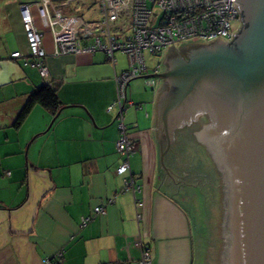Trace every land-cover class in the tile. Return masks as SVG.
Listing matches in <instances>:
<instances>
[{
  "label": "crops",
  "instance_id": "1",
  "mask_svg": "<svg viewBox=\"0 0 264 264\" xmlns=\"http://www.w3.org/2000/svg\"><path fill=\"white\" fill-rule=\"evenodd\" d=\"M41 1L0 0V264H43L47 259L140 264L141 243L149 247L152 264H194L188 213L153 185L151 118L161 80L154 77L152 92L142 90L143 98L134 97L140 93L138 81L128 84L132 104L125 106V124L134 139L130 174L139 188L123 190L129 173H116L121 157L115 149L116 108L110 107L114 77L127 68L123 54L115 53L114 63L101 51L54 55L52 29L42 26L35 6ZM49 1L66 14L92 4ZM22 3L33 4L47 76L33 65L20 18ZM14 52L20 56L13 57ZM44 82L56 87L62 104L58 116L47 128L53 115L36 104L15 126L27 94ZM134 105L144 109L143 116L136 108L128 109ZM34 111L37 117L31 119ZM134 198L142 205L136 206ZM96 206H104V213H94Z\"/></svg>",
  "mask_w": 264,
  "mask_h": 264
},
{
  "label": "water",
  "instance_id": "2",
  "mask_svg": "<svg viewBox=\"0 0 264 264\" xmlns=\"http://www.w3.org/2000/svg\"><path fill=\"white\" fill-rule=\"evenodd\" d=\"M235 6L241 26L230 41L191 40L179 45L192 46L186 56L168 61L170 46L162 73L137 77L161 80L151 118L153 185L188 213L194 264H264V0H236ZM192 91L200 96L192 104L194 118L206 113L211 120L198 138L215 141L226 162L218 187L209 176V161L190 148L193 140L171 149V136L192 121L170 128L169 116Z\"/></svg>",
  "mask_w": 264,
  "mask_h": 264
},
{
  "label": "built area",
  "instance_id": "3",
  "mask_svg": "<svg viewBox=\"0 0 264 264\" xmlns=\"http://www.w3.org/2000/svg\"><path fill=\"white\" fill-rule=\"evenodd\" d=\"M236 0H96L98 16L86 18L82 13L66 14L59 5L49 0L36 3L38 17L43 27L52 29L55 45L54 55L94 53L101 51L115 62L114 54L126 55L127 68L115 75V99L110 107L116 108L118 136L115 149L121 157L116 168L117 174L129 173L123 179V190L135 192L134 179L130 174V156L134 151V139L124 122L129 82L149 71L146 52L158 55L162 49L176 43L199 39L205 43L220 38L230 41L233 35L231 24L239 21ZM52 6V10L50 8ZM32 3L19 6L20 18L26 34L30 55L41 75L47 76L43 63L45 50L42 34L31 13ZM19 57V52L12 53ZM157 62L150 68L151 74L159 73ZM146 84L153 86L154 77L145 78ZM109 107V108H110ZM8 174V172H6ZM134 194V193H133ZM136 206H141L134 198ZM94 213H104V206L93 208ZM91 215L82 220L85 224ZM140 264H152L149 247L140 244ZM43 264H63L61 259L43 260ZM110 264H126L114 262Z\"/></svg>",
  "mask_w": 264,
  "mask_h": 264
},
{
  "label": "flooded vegetation",
  "instance_id": "4",
  "mask_svg": "<svg viewBox=\"0 0 264 264\" xmlns=\"http://www.w3.org/2000/svg\"><path fill=\"white\" fill-rule=\"evenodd\" d=\"M239 21H240V15H239ZM191 49H192V46L185 47L184 49H179V50H177L175 46L170 47L168 61L171 60L172 58H173V60H177L176 57H179L180 55L186 56L187 52H190ZM169 81L165 85L166 88H168V86H170ZM179 94L180 95L184 94V89H181L179 91ZM195 94H196V92L194 93V91H192L190 93L189 97L187 98V100L184 102V104L181 105L180 109L176 113L174 112L173 114H170V116H169L170 128L172 126H175V128H176V126L181 127L182 123H188L187 122L188 120L192 121V123L190 125L184 126L181 129L176 130L175 134H173L171 136V139H172L171 149L173 147H178V145L184 146L188 142L190 143V141L193 140L194 145H193V142L191 141L190 144L193 146H190V148L194 147L198 151V153L201 151L202 154L204 155V157L209 161L210 170H212V172H214L213 178H215V179L218 178V181L224 182L225 178H224L223 173H224V167L226 166V162L223 159L224 157H222L220 155L219 146L211 138L210 139L205 138L204 140L201 138H198V136H199L198 132L202 133V131H206L211 120H210L208 114H206V113H200L199 115L196 116V118H194V112L197 110V108H195L193 105H195V102L198 101L197 99H200V96L199 95L196 96ZM201 111H202V109H201ZM184 136L185 137L190 136V138L187 139V138H184ZM185 139H186V141H185ZM165 140L166 139L164 138V142H165ZM194 140H196V142ZM204 164H205V162H204ZM205 166H206V164H205ZM215 167L217 168V171H219L220 176H216ZM219 192L220 191L218 190V194H219ZM220 202H221V199H220Z\"/></svg>",
  "mask_w": 264,
  "mask_h": 264
},
{
  "label": "trees",
  "instance_id": "5",
  "mask_svg": "<svg viewBox=\"0 0 264 264\" xmlns=\"http://www.w3.org/2000/svg\"><path fill=\"white\" fill-rule=\"evenodd\" d=\"M31 58L33 59V65H34L35 60L32 56ZM34 66L39 71V68L36 65ZM41 76H44V75H41ZM36 104L42 106L45 110H47L54 116L56 112L61 108V105H62L58 98L56 87L49 82H44L41 85L32 89L27 94L23 104L19 108L16 114V117L14 119V125L17 126L21 124L25 120V118L28 116L33 106ZM209 176L210 178H213L214 172H212V170H211V173H209ZM216 180H217V187H218V179Z\"/></svg>",
  "mask_w": 264,
  "mask_h": 264
},
{
  "label": "rangeland",
  "instance_id": "6",
  "mask_svg": "<svg viewBox=\"0 0 264 264\" xmlns=\"http://www.w3.org/2000/svg\"><path fill=\"white\" fill-rule=\"evenodd\" d=\"M85 1H87V0H85ZM89 1H90V4L92 3L91 6H90V9L87 8L88 6L87 7L85 6V7H83V9H79V10L82 11L80 13H82L84 15V17H86V18H92V19L94 17V19H95L98 16V8H97V5H96V0H89ZM240 26H241L240 21H234V22H232V24H231L232 31L233 32H236L240 28ZM191 40L192 41L203 42V41H201L199 39H190V40L181 41V42L176 43V45H175L176 49L177 50L179 49V45L180 44L187 43L188 41H191ZM223 41H226V40H223ZM168 48L169 47L162 49V51L158 55H156V56H151V55H149L148 52H146L145 54H146L147 66L149 68H151V67H153L158 62L160 64L159 73H162L164 71V68H165L164 67V64H163V58H164L165 54L167 53ZM116 54H119V52H116ZM122 60H123V63L127 64V58H126V55L125 54H123V57L121 58V62H122ZM148 74H151V73L148 72ZM157 80L158 79L156 78L155 81L157 82ZM137 81H138V84L137 85L139 86L140 93L137 94V95H134L135 98H137V97L138 98H143L145 96L142 93V90L152 92L151 91V86L146 85L145 78L132 79L130 82H137ZM132 94H135V93H133V89H132ZM128 100L131 101V98H129ZM131 107L134 108V109L135 108L137 109V106L136 105L130 106V107H128V109H130ZM137 112L141 113V115L143 116L145 111H144V109L140 108ZM128 113H129L128 111H126V113H124V122H125V117H128ZM34 116L37 117L35 111L32 113L31 119L34 118ZM115 122H116V126H117V121H115Z\"/></svg>",
  "mask_w": 264,
  "mask_h": 264
},
{
  "label": "clouds",
  "instance_id": "7",
  "mask_svg": "<svg viewBox=\"0 0 264 264\" xmlns=\"http://www.w3.org/2000/svg\"><path fill=\"white\" fill-rule=\"evenodd\" d=\"M145 75V74H144ZM142 76V75H141ZM147 78H149V77H147ZM135 79V78H134Z\"/></svg>",
  "mask_w": 264,
  "mask_h": 264
}]
</instances>
